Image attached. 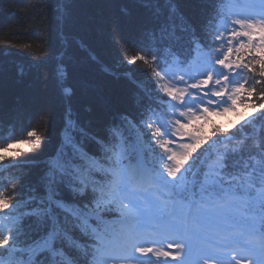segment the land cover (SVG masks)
<instances>
[{
	"label": "snow or ice",
	"instance_id": "6c2138e0",
	"mask_svg": "<svg viewBox=\"0 0 264 264\" xmlns=\"http://www.w3.org/2000/svg\"><path fill=\"white\" fill-rule=\"evenodd\" d=\"M157 8L186 23L163 42L153 29L150 37H142L139 52L146 54L123 60L130 69L143 62L156 79L150 92L137 93L133 111L117 112L101 132L80 129L73 147L92 161L93 169L83 170L74 158L55 167L56 154L49 156L39 178L46 197L39 190L35 194L44 205L39 211L45 239L29 264H144L142 258L150 264H264V136L253 146L260 167L252 168L243 188L236 162L244 148L239 154H218L207 171L201 159L216 145L243 140L264 121V2L225 20L219 32L186 15L183 0H157ZM159 31L168 34L169 28L165 24ZM194 50L198 55H191ZM230 114L239 122L230 127L216 122ZM40 115L51 120L47 111ZM24 132L26 139L13 137L0 147V164L12 160L8 167L16 168L24 153L35 149L26 158L35 160L44 151L47 135L38 134L33 124ZM118 137L120 144L131 142L134 157L119 147ZM93 170L103 173L99 180L92 179ZM257 178L260 190L253 195ZM23 187L20 178L19 186L12 185L15 196L0 192V213L23 215L18 205L25 195L33 196L22 193ZM107 214L115 216L113 227L104 232L93 227ZM27 227L18 223L11 236L0 234V250L10 257L20 243L18 233ZM146 236L162 237L153 241L161 248L148 246Z\"/></svg>",
	"mask_w": 264,
	"mask_h": 264
},
{
	"label": "trees",
	"instance_id": "16d2710c",
	"mask_svg": "<svg viewBox=\"0 0 264 264\" xmlns=\"http://www.w3.org/2000/svg\"><path fill=\"white\" fill-rule=\"evenodd\" d=\"M215 1L183 0L184 11L206 22L210 31L208 19ZM160 21L174 29L186 23L183 17L173 19L159 11L157 0H0V147H6L13 137L26 139L24 129L29 124L38 134L48 136L37 159L26 160L35 155L34 149L17 158L20 163L16 168L8 167L15 163L12 160L0 164V192L15 196L12 185L19 186L24 178L22 193H33L32 197L25 195L24 207L18 205L23 215L0 213V234L4 236H11L18 223L29 225L18 233L20 243L10 250L12 256L0 250V258L29 264L30 253H39L45 239V234L38 237L43 215L39 209L44 205L35 194L39 190L40 196L46 197L47 189L40 186L39 178L49 156L56 154L55 167L74 158L86 171L82 161L86 158L73 147L80 129L101 132L117 112L133 111L138 92L151 91L156 79L152 68L138 62L130 69L123 60L146 54L139 52L144 46L142 37H150ZM44 111L50 113V121L41 118ZM230 123L225 127L232 126ZM248 131L250 135L243 140L220 144L221 152L239 154L244 148L243 155L246 152L249 157L264 136V121ZM60 142L65 150L57 154Z\"/></svg>",
	"mask_w": 264,
	"mask_h": 264
},
{
	"label": "rangeland",
	"instance_id": "374dc122",
	"mask_svg": "<svg viewBox=\"0 0 264 264\" xmlns=\"http://www.w3.org/2000/svg\"><path fill=\"white\" fill-rule=\"evenodd\" d=\"M235 12H233V14H234ZM232 14V15H233ZM244 15V14H243ZM242 15H237V18H240ZM169 18V17H168ZM163 19V18H162ZM162 23V21H160V23L159 24H161ZM229 29H231V26L229 25ZM225 38H227V35H225ZM233 119V120H232ZM239 119H240V117H238L237 116V118L235 119L234 117H232L231 115H229L228 117H226V118H223V119H221V118H217V120L219 121V122H223L224 124L226 123V121H228L230 124H236V123H238L239 122ZM231 120V121H230ZM60 148H62V150L64 151L65 150V146H64V143H61L60 142ZM23 145H21V147L20 148H22L23 149ZM56 153H57V151H56ZM58 154V153H57ZM45 163V162H44ZM46 166H48V164H46ZM47 189V188H46ZM48 191V190H47ZM46 194H47V192H46ZM25 201V200H24ZM30 201V200H29ZM20 205H22V206H24L23 205V202L22 203H20ZM42 232H43V230H42Z\"/></svg>",
	"mask_w": 264,
	"mask_h": 264
}]
</instances>
